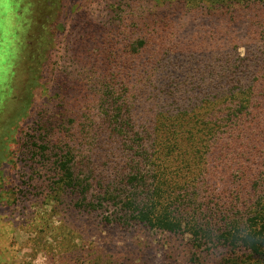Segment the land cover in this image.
Here are the masks:
<instances>
[{
  "label": "rangeland",
  "instance_id": "rangeland-1",
  "mask_svg": "<svg viewBox=\"0 0 264 264\" xmlns=\"http://www.w3.org/2000/svg\"><path fill=\"white\" fill-rule=\"evenodd\" d=\"M114 57L139 92L131 97L137 127L139 108L151 105L145 88L160 86L143 83L146 73L253 62L264 71V0H0V264H155L176 245L186 251V234L69 203L45 156L26 146L68 142L86 176L121 159L100 97L104 80L121 89L105 70ZM197 251L201 259L187 254L186 264H229L213 244Z\"/></svg>",
  "mask_w": 264,
  "mask_h": 264
},
{
  "label": "trees",
  "instance_id": "trees-1",
  "mask_svg": "<svg viewBox=\"0 0 264 264\" xmlns=\"http://www.w3.org/2000/svg\"><path fill=\"white\" fill-rule=\"evenodd\" d=\"M119 61L109 58L105 70L120 91L104 80L100 97L107 104L102 122L110 125L108 137L118 141L121 159L86 176L68 142L57 139L50 149L31 140L30 153L45 156L43 165L69 203L118 222L189 236L186 251L176 245L155 264H186L187 254L191 262L200 260L197 250L209 244L223 250L229 264H264V71L253 62L146 73L143 83L158 79L154 85L160 86L145 88L153 89L152 106L139 108L135 127L131 97L139 92L129 87L128 64Z\"/></svg>",
  "mask_w": 264,
  "mask_h": 264
}]
</instances>
